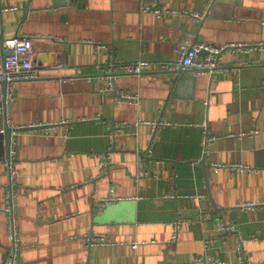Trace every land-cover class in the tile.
Listing matches in <instances>:
<instances>
[{
    "label": "crops",
    "instance_id": "1",
    "mask_svg": "<svg viewBox=\"0 0 264 264\" xmlns=\"http://www.w3.org/2000/svg\"><path fill=\"white\" fill-rule=\"evenodd\" d=\"M153 1L0 0V55L20 27L64 48L34 45L41 77L15 82L7 101L8 124L26 128L11 142L19 264H237L241 245L264 264V0H157L164 15L144 11ZM191 11L209 13H180ZM193 42L254 47L228 48L213 76L162 72ZM115 58L151 67L116 76L107 71ZM124 91L141 102H118ZM204 123L218 136L207 153ZM8 161L0 264L11 245ZM248 202L255 207H240ZM216 216L235 230L217 233Z\"/></svg>",
    "mask_w": 264,
    "mask_h": 264
},
{
    "label": "built area",
    "instance_id": "2",
    "mask_svg": "<svg viewBox=\"0 0 264 264\" xmlns=\"http://www.w3.org/2000/svg\"><path fill=\"white\" fill-rule=\"evenodd\" d=\"M146 12H153L159 15H164L165 13H170V11L166 10L164 7L158 5L157 0L153 1L151 6H146L144 8ZM186 15H189L194 20L202 21L204 20L209 12L200 13L197 11L191 12H180ZM39 37H33L27 35L23 28L20 27L16 36L6 39L3 41V54L0 55V103L3 101V88L2 82H7L6 87V95L7 101L13 97L11 92V87L15 82L20 81H32L37 80L41 77V69L39 67H35L33 65V55H34V41ZM238 48L241 50L244 49H252L254 46L249 44H233L227 45L224 47H219L212 44H205L202 42H193L190 44H181L179 46L180 58L175 60V62H163L161 65L162 72L165 73H175V72H192L195 75H211L213 76L217 72L224 69L223 65V52H225L228 48ZM201 52H204V56L200 55ZM151 64L146 61H140V63H126L121 62L115 58L113 62L107 68L109 73L113 75L118 74H132L139 75L143 74L146 71H149ZM118 102L120 103H129L138 105L141 102V96L137 94H133L127 91L118 92ZM163 117L159 119V122L152 123L151 125L155 130H158L159 124L164 123ZM128 125L125 123H115L113 127L118 129H123ZM138 125V124H137ZM217 135L211 132L209 125L204 123L203 132H202V143L204 146L205 153L208 152L214 140L217 139ZM101 172L102 174H107L112 167V162L110 157L106 153H101ZM7 170L10 178L9 189L6 194V202L3 207V211L7 217H9L8 224V234L11 240V245L8 249L7 258L5 260V264H19L17 254H18V246L20 242V234H19V222L17 217L15 216V211L17 207V199H16V164L14 159L10 158V160L6 163ZM220 168V167H218ZM116 200V198L111 197L105 202H112ZM242 209L248 210V208H254L255 205L253 203H246L240 206ZM181 223V221H180ZM180 223L176 225L177 231L179 230ZM214 228L217 233L225 234L232 232L235 230L234 226L228 224V222L224 219V217L216 216L214 218ZM98 244H106V238L103 235L96 236V242ZM137 247V243L133 245V248ZM239 256L237 260V264H253L248 258L247 252L244 250L243 245H241V249L239 251ZM196 264H223L219 260L211 261L205 257L198 258L195 262Z\"/></svg>",
    "mask_w": 264,
    "mask_h": 264
},
{
    "label": "water",
    "instance_id": "3",
    "mask_svg": "<svg viewBox=\"0 0 264 264\" xmlns=\"http://www.w3.org/2000/svg\"><path fill=\"white\" fill-rule=\"evenodd\" d=\"M217 2H220V0H217ZM44 43V44H43ZM34 45L37 46L38 50L37 52L40 51V48L42 46L45 47L46 53L50 54L54 52H57L58 55L62 56L63 47H59L57 45L56 39L53 40H47L45 38H37L34 41ZM204 52H201V55H204ZM33 60V65L36 67L37 65H40L41 63L39 62L37 56L32 58ZM41 61V60H40ZM181 79L176 78V80L173 81L174 84L179 82ZM6 87H7V82L3 81L2 82V96H3V101L0 103V160L4 161L5 160H10L11 158V152H12V147H11V142H12V137L14 132L16 131H21L26 128H21V129H14L8 124V114L7 112V95H6Z\"/></svg>",
    "mask_w": 264,
    "mask_h": 264
}]
</instances>
